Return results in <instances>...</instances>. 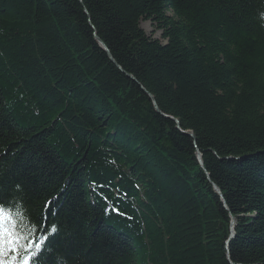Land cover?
<instances>
[{
	"label": "trees",
	"instance_id": "16d2710c",
	"mask_svg": "<svg viewBox=\"0 0 264 264\" xmlns=\"http://www.w3.org/2000/svg\"><path fill=\"white\" fill-rule=\"evenodd\" d=\"M0 203L37 264H264V0H0Z\"/></svg>",
	"mask_w": 264,
	"mask_h": 264
},
{
	"label": "snow or ice",
	"instance_id": "6c2138e0",
	"mask_svg": "<svg viewBox=\"0 0 264 264\" xmlns=\"http://www.w3.org/2000/svg\"><path fill=\"white\" fill-rule=\"evenodd\" d=\"M22 239L26 238L19 234L13 210L0 203V264H17L18 260L19 264H37L42 243L29 240L26 246H22Z\"/></svg>",
	"mask_w": 264,
	"mask_h": 264
},
{
	"label": "rangeland",
	"instance_id": "374dc122",
	"mask_svg": "<svg viewBox=\"0 0 264 264\" xmlns=\"http://www.w3.org/2000/svg\"><path fill=\"white\" fill-rule=\"evenodd\" d=\"M140 27L142 28V30L145 32V34L147 36H151L152 38L154 39H159L160 38V32H157L153 26H151L150 22H141L140 23ZM100 45V44H99ZM101 46V45H100ZM101 48L104 50V48L101 46ZM151 101V100H150ZM151 104L153 105V102H151ZM154 106V105H153ZM165 117V116H164ZM167 120H172L174 123H175V120L170 118V117H165ZM178 123V122H177ZM175 123V126L176 128H179V125ZM184 134H189V133H184ZM198 161V164H199V160ZM201 163V162H200ZM216 189V187H215ZM213 190H214V187H213ZM217 190V189H216ZM215 191V190H214ZM216 192V191H215ZM216 193H219L218 190Z\"/></svg>",
	"mask_w": 264,
	"mask_h": 264
},
{
	"label": "water",
	"instance_id": "95a60500",
	"mask_svg": "<svg viewBox=\"0 0 264 264\" xmlns=\"http://www.w3.org/2000/svg\"><path fill=\"white\" fill-rule=\"evenodd\" d=\"M102 46V45H101ZM105 50V52L106 53H108V51L106 50V49H104ZM152 102H153V105H154V108H156V105H155V103H154V101L152 100ZM175 123H177L176 121H175ZM178 124V123H177ZM191 138H193V144L195 143V141H194V137L189 133L188 134ZM197 160H199V164L201 165V163H200V158H199V155H197ZM214 190L217 192V190L215 189V187H214ZM232 222H231V226L233 227V223H234V221L233 220H231Z\"/></svg>",
	"mask_w": 264,
	"mask_h": 264
},
{
	"label": "bare ground",
	"instance_id": "6f19581e",
	"mask_svg": "<svg viewBox=\"0 0 264 264\" xmlns=\"http://www.w3.org/2000/svg\"><path fill=\"white\" fill-rule=\"evenodd\" d=\"M232 222V221H231ZM233 238V227L231 226V224H230V237H229V239L226 241V245H228V243H229V241H230V239H232ZM56 259V258H55Z\"/></svg>",
	"mask_w": 264,
	"mask_h": 264
}]
</instances>
